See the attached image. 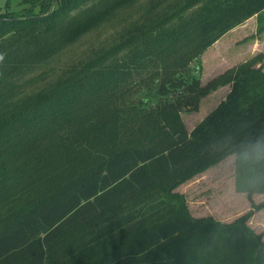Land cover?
Here are the masks:
<instances>
[{"label": "trees", "instance_id": "obj_1", "mask_svg": "<svg viewBox=\"0 0 264 264\" xmlns=\"http://www.w3.org/2000/svg\"><path fill=\"white\" fill-rule=\"evenodd\" d=\"M20 4L0 12V264H264V236L248 226L264 202L221 223L194 218L176 193L235 155L236 190L264 194V162L245 158L264 141V55L206 89L189 70L255 16L261 34L264 0ZM227 85L187 135L169 107L170 127L159 115L144 125L146 89L203 96Z\"/></svg>", "mask_w": 264, "mask_h": 264}, {"label": "rangeland", "instance_id": "obj_2", "mask_svg": "<svg viewBox=\"0 0 264 264\" xmlns=\"http://www.w3.org/2000/svg\"><path fill=\"white\" fill-rule=\"evenodd\" d=\"M21 1L0 0V12L10 10L14 13H22L23 8L29 6H21ZM39 10L40 7L36 8V13ZM230 32L205 51L200 60L189 69L195 79L199 80V88L206 89L215 79L227 70L245 62L244 60H249L258 54L264 55V49L256 55H249L253 48L252 45L237 43L238 36ZM109 33L111 32L104 29L99 33H94L87 41L91 43L97 40L100 35L101 39H105ZM78 49L81 50L80 46ZM195 69L197 70L195 71ZM188 81L193 83L191 78ZM157 87L155 86L151 90L146 89L138 96L140 99L148 98L146 100L148 102L140 105L143 111L154 113L146 119L149 123L144 125L156 124L155 118L159 115V124L170 127V124L161 118L165 111H169V107L171 126H180L183 129L182 133L186 135L191 133L231 91L230 85H227L202 96L196 94L194 87L190 86L188 92H184L180 86L179 89L172 91L173 94L176 93L174 96H169L161 94L160 88ZM168 96L169 98H167ZM197 100L199 102L196 109L192 104ZM170 103L174 106H169ZM165 104L169 105L158 113L156 108ZM175 129L178 128L173 127V130ZM235 163V155L230 156L192 179L186 180L176 189V193L185 197L188 209L194 218L213 217L221 223H232L252 211L253 206L264 202V194H256L250 198L247 194L239 193L236 190ZM248 226L257 235L264 236V209L254 213L248 221Z\"/></svg>", "mask_w": 264, "mask_h": 264}, {"label": "crops", "instance_id": "obj_3", "mask_svg": "<svg viewBox=\"0 0 264 264\" xmlns=\"http://www.w3.org/2000/svg\"><path fill=\"white\" fill-rule=\"evenodd\" d=\"M258 28L259 20L258 16H255L243 25L238 26L231 31L232 34H236L238 36L236 38L237 43L248 44V46L252 45L253 48L250 50L249 54L252 56L262 52L264 49V31L261 34H258Z\"/></svg>", "mask_w": 264, "mask_h": 264}, {"label": "clouds", "instance_id": "obj_4", "mask_svg": "<svg viewBox=\"0 0 264 264\" xmlns=\"http://www.w3.org/2000/svg\"><path fill=\"white\" fill-rule=\"evenodd\" d=\"M245 158L251 164L264 162V141H258L252 144L245 153Z\"/></svg>", "mask_w": 264, "mask_h": 264}, {"label": "water", "instance_id": "obj_5", "mask_svg": "<svg viewBox=\"0 0 264 264\" xmlns=\"http://www.w3.org/2000/svg\"><path fill=\"white\" fill-rule=\"evenodd\" d=\"M55 1H57V0H55Z\"/></svg>", "mask_w": 264, "mask_h": 264}]
</instances>
